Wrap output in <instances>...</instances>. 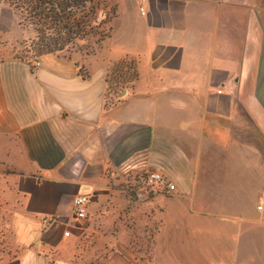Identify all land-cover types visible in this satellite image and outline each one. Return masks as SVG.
<instances>
[{
    "label": "crops",
    "instance_id": "crops-1",
    "mask_svg": "<svg viewBox=\"0 0 264 264\" xmlns=\"http://www.w3.org/2000/svg\"><path fill=\"white\" fill-rule=\"evenodd\" d=\"M114 2L89 74L0 47V264H76L85 237L118 264H264V0ZM149 170L174 192L135 185Z\"/></svg>",
    "mask_w": 264,
    "mask_h": 264
},
{
    "label": "trees",
    "instance_id": "trees-1",
    "mask_svg": "<svg viewBox=\"0 0 264 264\" xmlns=\"http://www.w3.org/2000/svg\"><path fill=\"white\" fill-rule=\"evenodd\" d=\"M9 4L18 14L22 26L32 27L36 35L31 40V48L38 55L60 53L64 50L81 49L80 43L95 38L100 44L110 36L102 29L106 18L99 19L105 11L104 0H0ZM84 49V48H82ZM86 51H90L85 49ZM89 53V52H87ZM125 60L113 65L114 70ZM137 78L134 64L132 80Z\"/></svg>",
    "mask_w": 264,
    "mask_h": 264
},
{
    "label": "rangeland",
    "instance_id": "rangeland-1",
    "mask_svg": "<svg viewBox=\"0 0 264 264\" xmlns=\"http://www.w3.org/2000/svg\"><path fill=\"white\" fill-rule=\"evenodd\" d=\"M105 11L101 10L98 14L99 19L106 18L107 23L102 29L109 31V27L112 29V20L116 16L117 6L114 0H104ZM19 21V16L17 12L7 3L0 1V47L2 48V57L10 54L15 51L18 58L26 60L30 63L31 68L35 69L38 67L39 58L43 55L39 56L37 51L31 48V40L35 37L36 32L32 27L22 26ZM20 25V27H19ZM19 29H25L24 32L25 38L22 40L21 45H18L13 49L14 41L16 39L17 33ZM111 34V31H110ZM81 49H73L72 51L64 50L60 53H52L56 54L59 57L67 58V59H77L78 65H80V72L84 75L89 74L88 68L85 64L86 60L92 58L95 54L103 46V42L99 45L95 43V38L90 41H83L80 43ZM84 48V49H82ZM90 50L86 51L85 49ZM89 52V53H87ZM51 54V53H47ZM45 55V54H44ZM134 73V62L131 60H125L124 63L121 64L117 69L112 66L111 70L108 73V78L110 80V89L112 91H119L122 87L129 85L132 81V76ZM88 216V215H87ZM114 235L117 236V226H114ZM138 238L135 236V232L132 234V240L130 241L132 248L134 251L139 246H144V253L150 255L151 253V237L149 234H146L145 237L137 234ZM96 241H92L88 238H84L82 240V250L80 249V253L78 254V259H76V264H118L117 260V252L115 246L117 243H113L111 241H107L106 239L99 242L98 248L95 251L94 256L87 257L86 253L87 249L95 246ZM114 246V247H112ZM146 248V249H145ZM113 249V252L110 251ZM91 253V252H90Z\"/></svg>",
    "mask_w": 264,
    "mask_h": 264
},
{
    "label": "built area",
    "instance_id": "built-area-1",
    "mask_svg": "<svg viewBox=\"0 0 264 264\" xmlns=\"http://www.w3.org/2000/svg\"><path fill=\"white\" fill-rule=\"evenodd\" d=\"M134 184L143 189H152L165 193H172L176 189V185L165 174L154 170L146 171L140 175ZM90 202V196L86 194L75 196L73 199L74 214L81 219L86 218ZM64 234L69 235V232H65Z\"/></svg>",
    "mask_w": 264,
    "mask_h": 264
}]
</instances>
